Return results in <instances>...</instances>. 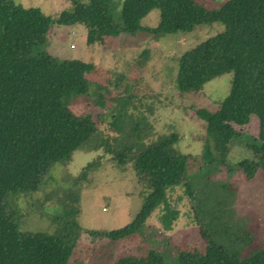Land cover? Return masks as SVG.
I'll return each mask as SVG.
<instances>
[{
    "label": "trees",
    "instance_id": "1",
    "mask_svg": "<svg viewBox=\"0 0 264 264\" xmlns=\"http://www.w3.org/2000/svg\"><path fill=\"white\" fill-rule=\"evenodd\" d=\"M73 2L72 11L51 17L37 7L0 0V264L69 263L81 234L78 189L62 191L63 219L54 232L22 228L16 199L37 192L56 163H70L74 151L83 147L103 148L118 167L132 164L146 193L132 221L115 229H88L90 235L112 241L144 236L146 220L156 208L162 209L159 221L169 230L179 212L167 193L181 188L205 243L203 252L176 249L174 259L149 249L146 256L125 255L103 264H264V246L254 245L255 234L236 212L227 182L211 177L223 167L230 174L239 170L247 179L264 169V0H224L215 7L197 0ZM152 9H158V21L148 26L142 21ZM215 21L222 29L176 61L174 84L180 93L198 92L213 77L232 74L229 91L214 110L195 109L205 131L198 155L178 150L174 132L156 135L144 116L124 129L120 118L126 115V98L111 121L117 136H105L90 114L77 115L70 108L74 98L90 93L86 74L94 64L46 49L53 24H83L86 44H94L122 33L158 39ZM252 116L258 121L257 136L237 129ZM234 143L251 156L232 164ZM189 160L196 163L191 174ZM94 164L87 162L75 182Z\"/></svg>",
    "mask_w": 264,
    "mask_h": 264
},
{
    "label": "rangeland",
    "instance_id": "2",
    "mask_svg": "<svg viewBox=\"0 0 264 264\" xmlns=\"http://www.w3.org/2000/svg\"><path fill=\"white\" fill-rule=\"evenodd\" d=\"M21 7H37L44 14L55 17L62 11H72L74 0H12ZM88 3V0H77ZM208 7H215L224 0H197ZM158 9H152L143 19L148 26L156 25ZM222 29L215 21L195 26L188 32L169 33L158 39L146 33L105 36L101 43L86 44L83 24H53L48 31L47 51L64 59H81L94 64L86 74L91 81L88 95L74 98L70 108L77 114H90L99 130L107 137L117 136L111 121L125 104L122 127L132 119L146 117L156 135L178 136L175 146L183 153H201L204 121L195 115L196 108L214 110L227 95L232 74L224 72L207 81L198 92L180 93L174 84L177 57L185 50L214 35ZM237 129L251 136L259 132L258 121H250ZM249 150L232 144L229 159L235 164L250 157ZM95 164L84 178L75 182L82 167L89 161ZM196 170V163L187 164V172ZM227 182L233 192V206L238 215L246 217L248 228L255 234V246H264V169L260 168L251 179L239 170L232 174L224 167L211 175ZM77 190L81 234L68 264H103L120 256H146L149 249L174 259L176 249L204 251L205 243L198 225L190 218L189 201L181 188L168 191V202L178 210L171 228L165 230L159 221L162 212L156 208L146 220L145 234L129 235L119 240H109L90 235L87 230L115 229L132 221L142 208L145 188L132 164L123 168L115 165L111 155L103 148L74 151L68 164L56 163L44 185L35 193L18 197L16 205L22 212L21 227L32 231L54 232L62 221L64 190ZM70 193V192H66ZM11 195L8 198L10 199ZM59 200V202H58ZM57 215V216H56ZM57 217V218H56ZM144 227V228H145ZM19 230L21 228L19 227Z\"/></svg>",
    "mask_w": 264,
    "mask_h": 264
}]
</instances>
